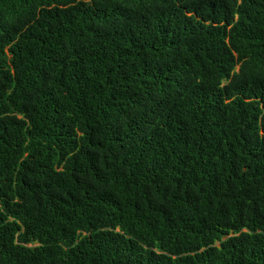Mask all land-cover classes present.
Returning a JSON list of instances; mask_svg holds the SVG:
<instances>
[{"label": "trees", "instance_id": "1", "mask_svg": "<svg viewBox=\"0 0 264 264\" xmlns=\"http://www.w3.org/2000/svg\"><path fill=\"white\" fill-rule=\"evenodd\" d=\"M0 264H264V0H0Z\"/></svg>", "mask_w": 264, "mask_h": 264}]
</instances>
